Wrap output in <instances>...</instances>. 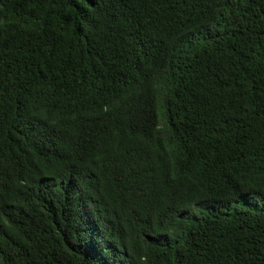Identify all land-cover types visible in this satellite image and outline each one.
<instances>
[{"label": "trees", "instance_id": "1", "mask_svg": "<svg viewBox=\"0 0 264 264\" xmlns=\"http://www.w3.org/2000/svg\"><path fill=\"white\" fill-rule=\"evenodd\" d=\"M0 264H264V0H0Z\"/></svg>", "mask_w": 264, "mask_h": 264}, {"label": "rangeland", "instance_id": "2", "mask_svg": "<svg viewBox=\"0 0 264 264\" xmlns=\"http://www.w3.org/2000/svg\"><path fill=\"white\" fill-rule=\"evenodd\" d=\"M157 115H158V118L161 122V125H163L164 123V118H165V115H164V106L162 105V102L159 100L157 102Z\"/></svg>", "mask_w": 264, "mask_h": 264}]
</instances>
